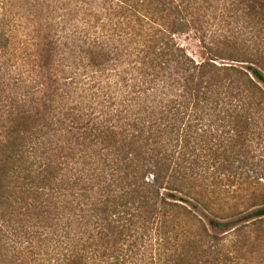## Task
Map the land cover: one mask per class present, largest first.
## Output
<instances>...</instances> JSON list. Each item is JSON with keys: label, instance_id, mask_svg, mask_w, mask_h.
<instances>
[{"label": "trees", "instance_id": "trees-1", "mask_svg": "<svg viewBox=\"0 0 264 264\" xmlns=\"http://www.w3.org/2000/svg\"><path fill=\"white\" fill-rule=\"evenodd\" d=\"M79 11L0 120L3 264H264V0Z\"/></svg>", "mask_w": 264, "mask_h": 264}, {"label": "rangeland", "instance_id": "rangeland-1", "mask_svg": "<svg viewBox=\"0 0 264 264\" xmlns=\"http://www.w3.org/2000/svg\"><path fill=\"white\" fill-rule=\"evenodd\" d=\"M81 7L82 0H0V120L6 117L11 106H16V100L25 92H38L36 98L48 94L50 70L47 68L51 66L55 46L57 41L67 42L66 37L75 22L80 26L82 11L77 19L74 15L75 9L78 12ZM176 43L195 62L204 58L193 35L178 36ZM248 204L246 202L245 207ZM210 209L216 211L213 206ZM200 215L212 217L208 213ZM16 220L14 216L9 228L13 232L10 235L14 236L6 238L5 245L21 237ZM26 225L24 223V230ZM249 248L262 253L264 243ZM0 264H3L1 255Z\"/></svg>", "mask_w": 264, "mask_h": 264}]
</instances>
